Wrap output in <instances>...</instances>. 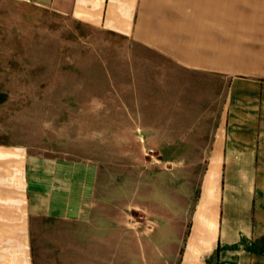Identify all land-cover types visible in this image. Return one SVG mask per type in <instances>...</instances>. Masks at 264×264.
<instances>
[{
	"label": "crops",
	"instance_id": "crops-1",
	"mask_svg": "<svg viewBox=\"0 0 264 264\" xmlns=\"http://www.w3.org/2000/svg\"><path fill=\"white\" fill-rule=\"evenodd\" d=\"M15 1L122 40L127 101L161 87V149L194 175L143 192L88 159L0 140V264H264V0ZM132 208L151 232L131 228Z\"/></svg>",
	"mask_w": 264,
	"mask_h": 264
},
{
	"label": "rangeland",
	"instance_id": "rangeland-1",
	"mask_svg": "<svg viewBox=\"0 0 264 264\" xmlns=\"http://www.w3.org/2000/svg\"><path fill=\"white\" fill-rule=\"evenodd\" d=\"M123 46L51 10L0 0V140L59 158L88 159L99 166L101 180L126 176L143 192L161 190L169 177L176 186L182 173L193 179V167L170 163L178 152L161 149L167 121L157 101L161 87L139 88L141 101H127L131 58ZM130 110L136 119H129ZM115 127L127 133L114 134ZM146 171L152 184L145 182ZM130 213L131 228L152 231L146 213ZM48 232L39 231V239Z\"/></svg>",
	"mask_w": 264,
	"mask_h": 264
}]
</instances>
